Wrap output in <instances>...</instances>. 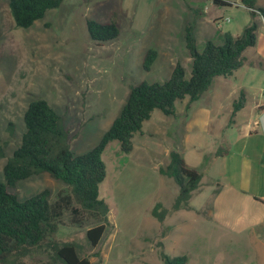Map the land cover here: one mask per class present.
Returning a JSON list of instances; mask_svg holds the SVG:
<instances>
[{
	"label": "rangeland",
	"instance_id": "rangeland-1",
	"mask_svg": "<svg viewBox=\"0 0 264 264\" xmlns=\"http://www.w3.org/2000/svg\"><path fill=\"white\" fill-rule=\"evenodd\" d=\"M227 1L229 6H214L208 0H63L59 8L21 29L13 24L7 0H0V144H7L0 159V182L6 159L19 145L23 112L31 100H45L61 116L70 150L82 154L101 139L131 86L166 80L176 63L183 67L185 78L189 77L191 60L183 40L188 23H194L198 51L206 41L219 44L223 33L236 36L244 26L254 23L255 45L243 52V66L226 80L234 99L241 89L246 93V109L260 104L264 92V18H251L239 0ZM256 4L264 8V0H256ZM195 9L200 15H193ZM113 13L118 36L101 44L91 41L85 21L107 22ZM149 48L157 51V58L150 70L144 71L141 61ZM202 95L197 102L200 106L214 102ZM181 104L175 102L173 116L154 110L141 133L133 136L131 152H121L115 141L102 152L105 177L98 186V198L108 206V225L97 247L90 248L86 240L90 225L75 227L66 219L58 226L55 240L80 244L90 264H162L159 249L169 256L187 255L188 264H253L251 234L218 224L209 206H202L204 199L211 198L215 184H207L200 196L188 202L191 211L170 210L177 187L171 179L159 177L153 167L165 164L170 151L184 154L192 146L194 151L185 158L198 165L184 163L203 173L204 180H213L207 172L220 174L218 162L211 164L203 158L197 163L193 155L202 152L208 157L217 147L214 158H218L225 151L218 148L215 130L226 112L220 108L213 113L208 131L197 129L188 135L179 114ZM216 107H211L212 111ZM229 120L234 121V116L230 114ZM227 135L223 132L222 138ZM63 186L47 174H39L18 181L9 191L23 201L47 189L53 199ZM157 202L169 209L162 222L149 214ZM259 240L264 246V236ZM21 260L45 264L54 259L43 245Z\"/></svg>",
	"mask_w": 264,
	"mask_h": 264
},
{
	"label": "trees",
	"instance_id": "trees-1",
	"mask_svg": "<svg viewBox=\"0 0 264 264\" xmlns=\"http://www.w3.org/2000/svg\"><path fill=\"white\" fill-rule=\"evenodd\" d=\"M62 1L7 0V6L14 26L26 29L44 18L49 10L59 8ZM208 1L214 6L230 5L227 0ZM239 3L251 18L257 15L264 17V9L256 6V0H239ZM193 15H200L199 10H193ZM85 25L90 40L96 44L113 40L119 34L114 13L107 22L87 19ZM255 30L254 23H250L242 28L239 35L225 32L219 44L206 41L201 51H198L194 23H188L183 30V40L191 60L189 77L185 78L183 67L176 63L166 80L152 83L141 81L131 86L119 114L101 139L82 154H74L70 150L68 130L61 116L45 100H31L23 112L24 131L19 145L2 168L0 264H26L21 259L27 258L43 245L52 252L54 259L45 264H90L88 258L82 255L80 244L73 241L58 242L54 235L66 219L71 226L90 225L85 232L90 248H96L103 239L108 225V206L98 198V186L105 177V165L101 158L105 147L115 141L121 152H131L133 136L141 133L143 123L149 120L154 110L165 116H173L175 102L184 98L195 101L209 88L215 77L232 76L243 65V52L255 45ZM156 58L157 51L147 49L142 57V69L149 71ZM244 104L245 95L240 92L232 102L231 116ZM6 145V142L0 144V159L4 157ZM168 159L166 165L158 167L157 173L159 177L171 179L177 187L170 210L187 209L202 174L188 167L177 150L170 151ZM39 174H47L51 179L64 183L53 199L47 189L23 201H18L15 194L9 191L18 181ZM168 210L161 202H157L149 214L162 222ZM158 256L162 264H188L185 254L169 256L159 249Z\"/></svg>",
	"mask_w": 264,
	"mask_h": 264
},
{
	"label": "crops",
	"instance_id": "crops-1",
	"mask_svg": "<svg viewBox=\"0 0 264 264\" xmlns=\"http://www.w3.org/2000/svg\"><path fill=\"white\" fill-rule=\"evenodd\" d=\"M256 6L260 7L257 4ZM232 76L215 77L212 80L209 88L203 93L214 101L209 102L208 106H200L197 103L203 95L195 101L187 98L179 101L182 103L179 114L184 118L182 127L188 135H193L197 129L208 131L213 113L216 115L220 108L226 112V117L223 115L222 122L215 130L216 138H219L218 148L225 150L222 155L214 158L217 147L210 151L208 157H204L202 152L198 155L200 157L193 155L197 163L203 158V161L209 159L211 164L218 162L220 174L207 172L211 174L213 180L201 178L198 188L192 192L189 201L200 196L207 184H215V189L210 192L211 198L204 199L202 206H209L212 218L218 224L236 228L238 232L242 229L250 233L255 244L253 264H264V246L259 240L264 236V92L260 104L255 103L246 109L245 103L234 115V121L229 120L234 94L229 92L231 87L226 79ZM239 92L246 94L242 89ZM211 107L216 108L212 111ZM223 132L225 135L228 134L224 139ZM229 136L231 138L227 140ZM225 146H229V150ZM194 149L191 146L184 154L180 152L183 161L190 167H196L198 164L188 162L185 155L192 154L191 151L193 152ZM188 159L190 160L191 157ZM146 162L150 163V161ZM167 163L168 161L161 166ZM159 166H154L153 169L157 172ZM201 174L203 177L204 174ZM191 209L192 205L188 204L187 210L191 211Z\"/></svg>",
	"mask_w": 264,
	"mask_h": 264
}]
</instances>
